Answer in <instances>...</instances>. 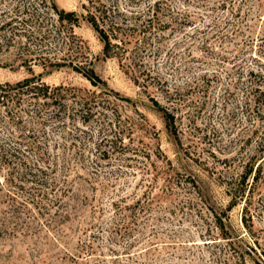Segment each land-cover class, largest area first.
Masks as SVG:
<instances>
[{"label":"rangeland","instance_id":"1","mask_svg":"<svg viewBox=\"0 0 264 264\" xmlns=\"http://www.w3.org/2000/svg\"><path fill=\"white\" fill-rule=\"evenodd\" d=\"M161 1L166 27L147 36L146 51L132 40L125 61L104 56L83 18L75 40L63 45L32 34L33 23L17 22L53 13L54 5L85 15L87 0H47L48 7L41 0H0V83L35 75L93 92L102 104L86 125L93 138L84 142L92 144L100 127L118 142L114 151L106 147V159L97 152L82 165L73 160L77 173L64 220L52 221L54 210L42 218L36 202L24 208L28 194L10 187L8 170L0 173V264H264V169L247 203L233 207L224 183L242 172L256 147L257 119L249 114L253 89H264V0H243L239 15V0L225 8L222 0ZM40 46L52 49L48 56L36 53ZM56 58L94 69L96 86L70 65H51ZM166 108L176 115L178 140ZM248 136L252 142L243 149ZM123 145L131 151L123 154ZM32 161L30 155L27 166ZM16 201L15 225L8 204Z\"/></svg>","mask_w":264,"mask_h":264},{"label":"trees","instance_id":"2","mask_svg":"<svg viewBox=\"0 0 264 264\" xmlns=\"http://www.w3.org/2000/svg\"><path fill=\"white\" fill-rule=\"evenodd\" d=\"M239 1L240 5L236 12L238 15L241 14L239 12L241 3H244L243 0ZM87 2L88 5H84L85 15L67 12L54 5L53 13H45L47 17L36 12L30 20L19 18L20 21L17 22L28 27L31 22L36 30H32V34H37L44 39L58 40L59 38L63 45L75 40L74 28L83 18L92 26L101 40L104 56L106 58L117 57L125 61L129 59L127 45L132 40H136V44L139 43L140 46L143 45L146 51L147 40H149L147 36L156 29L163 30L166 27L159 15L162 10L161 0L155 2L151 0L144 6H142L144 0H87ZM197 3L206 2L198 0ZM228 4H230L228 0H222L221 8H225ZM39 5L48 7L47 0H41ZM46 9L49 10V8ZM54 16L56 18L53 19ZM48 18L54 20L55 23L49 26ZM189 22L185 20L183 25ZM8 24L5 23L3 26ZM59 24L68 26L69 30L66 33L60 31L57 26ZM136 37L139 38L135 39ZM51 50L40 46L36 49V53L48 56ZM136 58L138 59L137 55L134 56V60ZM62 61L66 60L56 58L49 63L57 67L70 65L73 70L81 73L96 86L93 79L99 78L94 69L89 68L85 71L79 64L74 62L67 64ZM253 92L256 93L254 95L255 105L251 108L249 115L255 114L257 119L256 124L258 125L251 134L258 136L256 147L254 151L249 152L246 162H243L242 172L232 175L224 182L229 196L233 199V207L244 200L247 203L248 191L252 192L254 184L259 181L264 169V89L257 87L253 89ZM81 93L75 87L63 84L50 85L44 81L42 76L35 75L14 84L0 83V173L4 169L8 170L12 176L10 187L14 186L21 191V194H28L27 200L25 199V203L22 204L24 208L36 202L42 218L54 210L51 213L55 217L57 215V218L54 217L55 219L52 220L54 222L58 221L57 219L67 218L69 208H71L65 202V198H69L70 193L74 192L71 177L77 172L73 170V160L78 165H82L87 154L93 156L97 155V152L100 153V159H106L109 156L106 147L109 146L114 151V148L118 146V142L114 139L116 133L107 134L101 127L92 144L84 142L85 140L90 142L86 137L93 138L87 132L88 126L86 125L96 119L95 116L98 113L96 109L100 108L102 102L97 100L93 92ZM154 102L159 105L157 101ZM165 113L171 131L178 140L176 115L170 108H166ZM71 122L77 123L74 125L75 133L69 132ZM111 136L114 140H110ZM252 136L246 138L243 149L252 142ZM121 147L122 151L124 150L123 154L131 151L127 145ZM70 151L74 153L70 154ZM30 155L33 158L32 166H27L26 162ZM18 166L21 167V171H18ZM250 178L253 180L252 183H250ZM29 184L36 187L33 188L32 193L25 191ZM8 192L12 193L10 189ZM16 195L20 193H14V199ZM20 203L16 201V203L8 204L11 216L17 221L15 225L21 220ZM243 220L246 222L245 217Z\"/></svg>","mask_w":264,"mask_h":264}]
</instances>
